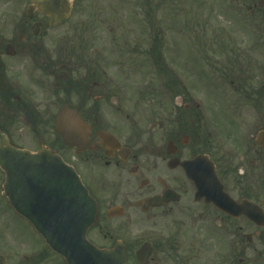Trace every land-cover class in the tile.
Segmentation results:
<instances>
[{
	"label": "flooded vegetation",
	"instance_id": "af4514ba",
	"mask_svg": "<svg viewBox=\"0 0 264 264\" xmlns=\"http://www.w3.org/2000/svg\"><path fill=\"white\" fill-rule=\"evenodd\" d=\"M47 3L45 11L29 0H0V133L21 149H49L72 167L96 204L86 239L99 249H124L126 264H258L264 236L261 40L238 49L237 64L218 71L220 90L212 85L209 60L198 65L193 50H178L179 34L121 32L101 39L82 16H72L84 1L71 0L68 18L62 17L67 0ZM243 6L264 43V0ZM147 53L159 60L158 108L137 124L126 105L137 104L148 85L144 77L132 84L127 67L132 57L140 65L137 58ZM116 66L124 68L126 84ZM63 107L76 110L88 127L89 143L79 155L52 133ZM21 118L33 124L32 144H20ZM18 223L43 245L45 264H65L26 220L18 217ZM27 256L17 251L16 264H35Z\"/></svg>",
	"mask_w": 264,
	"mask_h": 264
},
{
	"label": "rangeland",
	"instance_id": "374dc122",
	"mask_svg": "<svg viewBox=\"0 0 264 264\" xmlns=\"http://www.w3.org/2000/svg\"><path fill=\"white\" fill-rule=\"evenodd\" d=\"M82 1L84 4L75 11L76 14L72 13V16H82L87 23L83 26L87 29L91 27L89 32H98L101 39H108L109 34L121 32L142 33L148 38L156 33L179 34L174 38L180 44L178 50L192 49L195 52L192 61L195 64L199 63L198 65L202 64L201 59L209 60V64L212 65V85L216 84L220 90V85L215 82L218 80V71L237 64L236 61L240 56L237 53L238 49L251 47V40L254 38L260 39L261 47L264 48L262 35L258 36L261 34L259 23L243 6V1L250 0H149L150 7L147 0ZM83 34L82 36L85 37L86 35ZM102 43L107 41L103 40ZM164 43L166 44L165 41ZM159 46L161 48V44ZM156 58V54L147 53L141 59L137 58L140 65L138 63L136 65L132 57L127 67L128 72L131 73L130 82L139 83L140 78L144 77L148 85L147 94L142 99L136 100L137 104L126 105L127 112L134 111L137 114L135 116L137 124L139 122L145 124V118L155 117L157 113L159 60L156 62ZM123 69L121 66H116L113 71L117 76L120 75L121 82L126 84L129 78L127 74L121 73ZM137 89L139 90L138 87ZM137 96L141 97L139 94ZM115 116L119 118L118 114ZM32 127L33 124L28 119H20V144H32L30 137ZM52 138L55 137L52 135ZM3 180V174L0 172V254L7 258L8 264H16L17 251L19 256L31 255L38 248L28 229L18 223V218L1 196ZM259 251L261 257L258 264H264V236L260 239ZM31 259L35 264H45L50 260L47 257L39 258L38 254Z\"/></svg>",
	"mask_w": 264,
	"mask_h": 264
},
{
	"label": "water",
	"instance_id": "95a60500",
	"mask_svg": "<svg viewBox=\"0 0 264 264\" xmlns=\"http://www.w3.org/2000/svg\"><path fill=\"white\" fill-rule=\"evenodd\" d=\"M30 1L45 3L44 0ZM43 8L48 10L50 6L46 2ZM54 131L65 145L75 148L77 153L88 144L86 129L79 114L69 108H63L58 113ZM0 169L5 176L2 196L7 199L8 205L30 221L49 248L63 256L67 264H125L122 249L116 247L112 250H99L86 241V231L94 223L95 203L74 171L64 165L58 156L46 149L36 153L19 150L11 146L0 133ZM54 172H59L56 173L60 178L58 181L53 178ZM48 183L62 187L58 204H46L47 200H52L46 197ZM47 207L74 209L71 217L78 219V223L74 228L63 227L60 221L50 223L49 227L46 223H37L31 209ZM263 221L264 216L260 213L259 225L262 226ZM0 264H6L3 256H0Z\"/></svg>",
	"mask_w": 264,
	"mask_h": 264
}]
</instances>
